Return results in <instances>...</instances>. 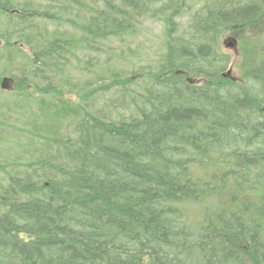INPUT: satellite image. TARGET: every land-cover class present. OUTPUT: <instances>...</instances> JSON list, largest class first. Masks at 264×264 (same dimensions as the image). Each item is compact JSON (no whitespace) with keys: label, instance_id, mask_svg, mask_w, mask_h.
Instances as JSON below:
<instances>
[{"label":"trees","instance_id":"obj_1","mask_svg":"<svg viewBox=\"0 0 264 264\" xmlns=\"http://www.w3.org/2000/svg\"><path fill=\"white\" fill-rule=\"evenodd\" d=\"M149 18L166 52L129 71L106 43ZM263 23L257 0H0V143L25 149L0 157V264H264Z\"/></svg>","mask_w":264,"mask_h":264},{"label":"rangeland","instance_id":"obj_2","mask_svg":"<svg viewBox=\"0 0 264 264\" xmlns=\"http://www.w3.org/2000/svg\"><path fill=\"white\" fill-rule=\"evenodd\" d=\"M262 1L264 3V0H257ZM100 6L102 7V3H100ZM200 5L198 4V7ZM197 7L195 6L192 8L190 13H193V11ZM75 12L71 13L70 15L75 16ZM85 15L81 14L79 17H76L78 21H83ZM5 20V19H4ZM190 21V15H186L184 17H177L175 19V23H177L178 26L176 30V34L185 32V29L187 28V25ZM51 23V22H50ZM49 23V24H50ZM166 22H163L160 19H146V21L141 24V27H139V30L137 33H135L132 36H125V41H117L114 39L113 41H109L106 44L113 46L112 49L109 50V53L111 55V60L118 63L120 66H124L130 70H151L153 66L156 65V62L162 52H166V43L168 44V40L166 41ZM173 26V25H172ZM56 25L52 23L51 28L55 29ZM63 30H67L69 32H74L73 28H71L68 24H64L62 26ZM250 29V30H249ZM262 29L264 30V23L262 24ZM252 32L251 27L246 28L244 30L239 29L238 31H225L222 34L221 37V48L222 50L230 55V64L229 67L232 66L234 68L233 75L236 77H240L239 70L236 66L238 62H240V50H241V44L242 42L248 38V34ZM255 36H258V34H254ZM263 35V34H261ZM229 43H233L232 46H229ZM26 51H28V47H23ZM107 50V47L104 48V51L101 54L95 53V51H91V56H99L98 63H96V67H100L99 63H105L108 59L107 54L105 51ZM95 54V55H94ZM80 57L84 59H88V55H84L82 53L79 54ZM76 64V63H75ZM104 67V66H102ZM101 67V68H102ZM136 67V68H134ZM74 72V70H73ZM87 72V71H86ZM92 69L90 68L89 73H82L81 71H77L74 73L76 82L80 83L79 81H85L86 78H93L91 75ZM231 79V76H226ZM81 84V83H80ZM15 86V85H14ZM11 87V90H2L0 88V104L3 105V111L5 114H11L12 115V121H14V118L16 117L17 113H15L18 108L16 107V104L14 100L12 99L13 91L16 90V87ZM12 92V93H9ZM9 107V108H8ZM22 110V109H19ZM26 115H29L28 113H24ZM14 115V118H13ZM21 121H17V124L19 127L23 129H31L30 122L31 116H29L27 119L24 117H21ZM27 133V132H26ZM22 141H26V139H22ZM25 149L20 148L19 146L15 145H2L0 143V157L1 160H13L16 159V156H23ZM4 176V173H0V178Z\"/></svg>","mask_w":264,"mask_h":264},{"label":"water","instance_id":"obj_3","mask_svg":"<svg viewBox=\"0 0 264 264\" xmlns=\"http://www.w3.org/2000/svg\"><path fill=\"white\" fill-rule=\"evenodd\" d=\"M232 45H233V43H229V46H232ZM10 81H11V78L4 77L3 80H2V82H1V87H2L3 89H8V88H10V86H11Z\"/></svg>","mask_w":264,"mask_h":264},{"label":"bare ground","instance_id":"obj_4","mask_svg":"<svg viewBox=\"0 0 264 264\" xmlns=\"http://www.w3.org/2000/svg\"><path fill=\"white\" fill-rule=\"evenodd\" d=\"M223 76H224V77H226V76H231V74H224ZM231 78H232V77H231Z\"/></svg>","mask_w":264,"mask_h":264}]
</instances>
